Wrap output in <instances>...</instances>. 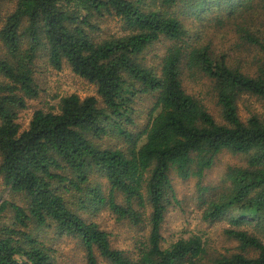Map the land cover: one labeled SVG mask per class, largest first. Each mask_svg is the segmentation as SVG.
I'll use <instances>...</instances> for the list:
<instances>
[{
	"label": "trees",
	"instance_id": "1",
	"mask_svg": "<svg viewBox=\"0 0 264 264\" xmlns=\"http://www.w3.org/2000/svg\"><path fill=\"white\" fill-rule=\"evenodd\" d=\"M5 1L0 176L11 199L0 193V264H57L45 239L50 232L76 240L85 264H99L98 257L107 264H264L263 240L240 230L251 226L264 235V119L238 115L243 96L264 103V0H16L2 19ZM111 18L124 34L101 38V25ZM188 18L198 25L187 27ZM212 24L261 53L255 76L192 44L191 32L196 40ZM162 41L169 46L157 65H148L149 49ZM41 56L55 70L66 63L96 86L100 99L61 97L57 112L36 110L21 130L18 114L38 96L34 66ZM185 68L211 81L224 124L185 92ZM145 96L154 100L148 122L133 133L134 107ZM222 151L245 164L229 167L213 194L201 183ZM171 173L197 179L196 200L207 206L202 219L227 221L225 234L239 253L208 261L202 235L163 248L166 213L178 204ZM89 207L148 226L135 258L112 248L108 234L81 215Z\"/></svg>",
	"mask_w": 264,
	"mask_h": 264
},
{
	"label": "rangeland",
	"instance_id": "2",
	"mask_svg": "<svg viewBox=\"0 0 264 264\" xmlns=\"http://www.w3.org/2000/svg\"><path fill=\"white\" fill-rule=\"evenodd\" d=\"M15 3L16 0H9L2 4V19L13 11ZM174 11L177 14L178 10L174 9ZM184 23L190 29L194 28V25H198L189 18L184 20ZM101 30L102 32L99 33L101 38L124 34L122 24L118 19H107L101 25ZM201 33L202 35H199V38L195 40L194 30L191 32L192 44L208 46L214 57L224 56L231 66L239 67L245 74L250 76L257 74V62L262 58L261 53L255 47L240 41L236 33L225 27L216 29L214 24L202 28ZM169 44L168 41H162L150 48L146 55L148 65H157ZM34 73L38 86V96L34 99H27V108L19 112L17 122L21 130L28 128L34 111L52 110L57 112L61 97L76 95L80 99L91 96L100 99L96 94V86L75 75L66 63H63L60 70H55L47 65L45 57L41 56L35 62ZM181 76L182 87L185 92L199 100L218 123L224 124L211 81L195 70H188L187 68L183 70ZM153 101L151 96L137 100L134 107L136 112L133 115L134 125L129 127L130 131L138 133L146 128L148 113ZM250 114L258 115L264 119V103L255 98L243 96L238 102V115L242 121H245ZM111 141L115 143V138ZM244 164V157L222 151L216 156L211 169L205 173L201 185L211 187L214 191L213 194H218L227 169ZM171 178L178 204L171 206L166 213L161 229L164 239L163 248H167L179 238L202 235L207 244L208 261L220 256L239 253L238 243L229 239L225 234V231L231 228L227 221L209 223L202 219V214L207 206L196 200L197 179L189 178L184 181L174 173H171ZM98 182L106 188L105 179L99 178ZM3 192V198L11 199L7 191L4 190L0 176V193ZM206 196L210 197L208 194ZM117 200L118 202L121 201L120 199ZM83 212H81L83 217L96 223L102 231L108 234L112 248L123 251L130 258H135L138 245L146 242L149 228L145 223L133 225L126 219L120 220L107 207L99 208L96 211L89 207L86 212ZM240 230H245L251 235L259 237L264 243V235L261 236L253 227L242 226ZM45 239L49 241V247L54 251L55 263L85 264L83 250L76 240L68 237L56 238L52 232ZM246 254L254 255L251 251L246 252ZM98 260L99 264H107L100 257Z\"/></svg>",
	"mask_w": 264,
	"mask_h": 264
}]
</instances>
